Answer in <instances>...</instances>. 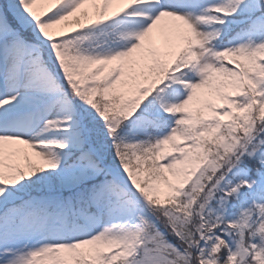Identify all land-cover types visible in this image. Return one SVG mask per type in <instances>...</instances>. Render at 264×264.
Returning <instances> with one entry per match:
<instances>
[{"label":"rangeland","instance_id":"1","mask_svg":"<svg viewBox=\"0 0 264 264\" xmlns=\"http://www.w3.org/2000/svg\"><path fill=\"white\" fill-rule=\"evenodd\" d=\"M237 1L250 0H146L117 12L113 0H0V184L6 182V167L18 162L28 178V166L34 160L40 162L51 157L55 144L52 126L56 124L79 127L89 150L95 153L97 146L89 138L90 123L83 108L97 98L99 117L105 123L113 118L112 113L120 115L113 85L121 77L138 75L129 103L140 101L148 111L155 108L159 117L179 118L192 107L205 105L210 110L204 122L232 124L234 109L218 91L215 81L208 78L214 74L216 23H243V14L234 15L230 11ZM257 3L264 8V0ZM170 5H182L184 13L168 19L158 29H149V18L145 15L154 18ZM67 17L73 28L68 32L58 30ZM99 26L113 28L115 37L111 42L90 49L75 40ZM27 30L32 35L24 37ZM156 34L157 43L153 40ZM59 43H71L72 49L71 63L62 72L55 68L45 49L47 44ZM178 43L182 48L171 61L168 52ZM243 45L244 39L236 37L222 43L221 49L229 53ZM35 51L42 64H37ZM14 59L15 64L9 68ZM154 67H159L160 81L144 75L146 69L154 73ZM175 73L180 76L172 77ZM167 87L177 90L158 100L156 93ZM13 102L21 104L20 110H7ZM250 134L231 148L232 153L224 161L212 162L207 172L211 175L223 165L229 169L230 157L237 148L246 146ZM158 148L155 140L152 156L144 153L154 158V168L159 174L151 177L143 191L130 184L126 166H107L112 181L129 197L98 216L78 212L79 222L69 223L63 214L48 208L38 216L26 211L24 208L29 207L26 203H22L21 211L6 210L3 215H7V220L0 228V264H65L76 256L93 264H119L123 259L126 264H171L168 248L154 236H149L142 245L138 236L121 231V227L133 222L136 203L144 195L147 201L167 202L177 191L187 189L203 169L202 163L193 162L183 175L171 173L159 158ZM138 159V169L147 173L153 169V162L147 167L140 156ZM224 173L219 170L208 190ZM198 187L200 183L195 186ZM112 191L105 188L94 201L105 203L106 195ZM204 204L205 200L195 213L199 225Z\"/></svg>","mask_w":264,"mask_h":264},{"label":"trees","instance_id":"2","mask_svg":"<svg viewBox=\"0 0 264 264\" xmlns=\"http://www.w3.org/2000/svg\"><path fill=\"white\" fill-rule=\"evenodd\" d=\"M230 11L243 14V23H216L214 74L208 79L215 81L218 91L235 110L232 124L204 122L210 110L205 105L192 107L179 118L156 116L155 108L152 112L140 101L129 103L138 75L121 77L113 85L120 115L112 113L113 118L105 123L99 117L97 98L83 108L89 118V138L97 146L95 153L89 150L79 127L56 124L53 154L40 162L34 160L28 166V178L18 162L5 168L6 184H0V228L7 220L4 212L21 211L22 203L29 206L24 210L37 216L46 208L56 210L60 203L59 211L69 223L77 221L74 211L98 215L119 204L129 195L112 181L108 165L126 166L130 184L143 191L151 177L159 174L154 158L144 155L147 152L152 156V143L157 140L159 158L171 173L181 176L193 162L202 163L203 169L187 189L177 191L167 202L147 201L144 195L136 203L133 222L121 227V231L138 236L142 245L154 236L168 248L171 264H264V8L257 0L237 1ZM73 26L67 17L58 30L68 32ZM24 34L32 35L29 30ZM114 37L112 27L99 26L75 40L92 49ZM236 37L244 39L243 47L224 53L222 43ZM180 44L168 52L169 59L175 58L182 48ZM45 49L58 71L70 65L71 43L47 44ZM33 54L37 64H42L37 52ZM24 57L28 59V54ZM158 69L154 67V73L146 69L144 75L160 81ZM175 90L176 87L163 88L156 93L157 99ZM250 132L246 146L237 148L230 157L232 166L228 169L223 165L210 175L207 170L211 163L224 161L232 153L231 148ZM139 156L147 167L153 162L148 173L138 169ZM219 170L226 173L217 177L212 195L206 199ZM198 183L200 187L195 188ZM107 187L113 191L106 195L105 203L93 207L95 197ZM203 200L199 225L195 213ZM126 262L123 259L119 264ZM65 264L93 263L76 256Z\"/></svg>","mask_w":264,"mask_h":264},{"label":"bare ground","instance_id":"3","mask_svg":"<svg viewBox=\"0 0 264 264\" xmlns=\"http://www.w3.org/2000/svg\"><path fill=\"white\" fill-rule=\"evenodd\" d=\"M114 1V7L120 11V10H128L130 7L137 5L138 1L141 2L140 4H144L146 0H113ZM175 8V9H174ZM174 9V10H173ZM184 13L183 7L181 6H174V5H170L169 7L164 8L163 10H161L159 12V14H157L154 18L153 16L150 15H145V18L148 19L149 18V24H148V28L149 29H155L159 26H162L163 24L167 23V20L174 17L175 15H180ZM11 25H13L12 22H10ZM14 26V25H13ZM144 31H146V28L143 29ZM159 35L156 34L154 35V42L157 43V41L159 40ZM15 64V59L11 60V65L9 68H12V65ZM11 73H13L12 69H9ZM13 78V74L10 75V79ZM24 86V84H23ZM25 87V86H24ZM5 108V107H2ZM7 110L9 109L10 111H18L20 110L19 108H21V104L18 102H13L12 104L8 105ZM40 133V132H39Z\"/></svg>","mask_w":264,"mask_h":264}]
</instances>
